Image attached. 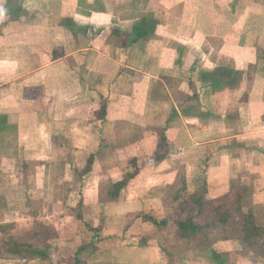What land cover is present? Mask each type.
<instances>
[{
  "label": "crops",
  "instance_id": "obj_1",
  "mask_svg": "<svg viewBox=\"0 0 264 264\" xmlns=\"http://www.w3.org/2000/svg\"><path fill=\"white\" fill-rule=\"evenodd\" d=\"M0 176V226L58 233L38 259L0 232V264H171L161 241L202 183L264 225V0H0ZM176 245L173 264H210ZM249 254L234 264H264Z\"/></svg>",
  "mask_w": 264,
  "mask_h": 264
},
{
  "label": "trees",
  "instance_id": "obj_2",
  "mask_svg": "<svg viewBox=\"0 0 264 264\" xmlns=\"http://www.w3.org/2000/svg\"><path fill=\"white\" fill-rule=\"evenodd\" d=\"M155 148V153L153 155L154 162L164 160L169 153V145L165 142H157ZM92 162V157L87 160L82 174L90 172ZM135 172L136 171H134V173H127L121 180L111 183L107 192L108 201L118 199L120 192L126 188L129 182L134 178ZM184 192L185 181L182 177L173 200H180ZM243 194H245V191L235 195L233 203H231V198L229 197L217 202H208L206 200V184L202 183L195 194L181 203V212L185 211L187 204H190L192 215L183 220L181 219L179 222L174 221L175 240H187L194 243L196 248L203 251L208 257L210 264H226L227 260L228 262L235 261L237 257L240 256L238 253L229 255L215 251L212 248L213 242L222 238H232V240L238 242L247 252L264 258V225L258 222L256 213L253 210L247 209L248 211H243ZM182 205H184V207ZM207 214L213 216V219L209 223L202 224L194 220L195 216ZM142 220L156 228L165 227L167 223L165 220L158 222L147 215H143ZM86 227L92 232L99 233L101 231L100 228L93 229L89 225ZM14 228V224L0 226L4 245L7 246L9 250H16V252L22 251L38 259L47 258L50 249L49 241L58 237V233L55 229L40 223H34L28 230L21 231L17 235L12 234ZM228 229L232 230L233 234L229 232ZM211 230H221L220 233H225V236H211L209 233ZM36 241H43V246H40ZM96 243L97 240L92 239L87 244H81L80 249L83 250V248L87 247L94 248ZM168 258L171 264L178 263L174 256L168 254Z\"/></svg>",
  "mask_w": 264,
  "mask_h": 264
},
{
  "label": "rangeland",
  "instance_id": "obj_3",
  "mask_svg": "<svg viewBox=\"0 0 264 264\" xmlns=\"http://www.w3.org/2000/svg\"><path fill=\"white\" fill-rule=\"evenodd\" d=\"M0 177L2 178V176H0ZM182 195L184 197V193ZM187 199H188V197H187ZM230 200H231V203H233V197H231ZM191 215H192V213H191V206H190V204H187V206L185 208V211L180 214V218L183 220L184 218L189 217ZM212 219H213V216L210 215V214L200 215V216H195L194 217V220L197 223H202V224L209 223ZM228 230H229V232H231L233 234V231L232 230H230V229H228ZM220 232H221V230H211V232H209V233H210L211 236L214 235L215 237H217V236H220V237L225 236V233H222L221 234ZM36 242H38V244L40 246H43V244H44L43 241H36ZM2 243L4 244V241ZM161 245H162V248L165 249L166 252L172 253V254H174L175 251H177V249H178V247H177L178 242H177V245H176V240L174 238H172L171 236L169 237V239H167L166 242L161 241ZM234 245L236 247H238V249H240V250H236L234 253L240 254V256L243 257V258H244V256H248L249 252H247L246 250H244L241 245H239V244H238L239 246L236 245V244H234ZM189 257H190V255H189ZM205 259H207V258H205ZM234 262L235 261L228 262V260H227L226 264H234Z\"/></svg>",
  "mask_w": 264,
  "mask_h": 264
}]
</instances>
